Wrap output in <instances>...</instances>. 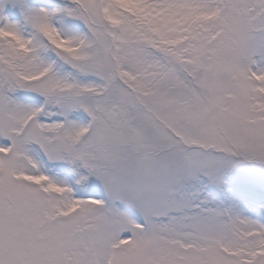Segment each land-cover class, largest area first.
Segmentation results:
<instances>
[{
  "label": "snow or ice",
  "instance_id": "1",
  "mask_svg": "<svg viewBox=\"0 0 264 264\" xmlns=\"http://www.w3.org/2000/svg\"><path fill=\"white\" fill-rule=\"evenodd\" d=\"M0 264H264V0H0Z\"/></svg>",
  "mask_w": 264,
  "mask_h": 264
}]
</instances>
